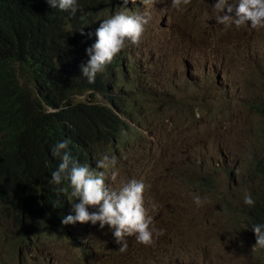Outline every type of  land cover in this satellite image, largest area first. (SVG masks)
I'll list each match as a JSON object with an SVG mask.
<instances>
[{"label": "rangeland", "instance_id": "1", "mask_svg": "<svg viewBox=\"0 0 264 264\" xmlns=\"http://www.w3.org/2000/svg\"><path fill=\"white\" fill-rule=\"evenodd\" d=\"M215 2L216 0H191L189 5L184 6L186 16L180 28V41L185 43L189 26L193 32H201L200 40H206L209 49L206 55L210 52L209 62L206 65L204 61V67L200 69L196 65V71L188 74L179 73L180 63H176L177 67L174 69V63H170L165 70L159 68L157 73L150 69V80L155 85L158 99L154 95L151 100L149 95L148 98L143 96L142 100L151 101L146 102L145 113L150 115L149 124L157 125L161 131V134H157L154 130L159 136V142L151 144L141 138V142L138 139L133 144L132 140L124 145L120 149V159L125 162L122 171H131L136 179L148 184L145 194L148 205L146 211L151 209L157 214V219L150 228L172 236L175 247H188L191 255L194 249H205L216 254L215 257L218 255L224 264H261L264 255L259 257L260 251L251 247L255 244V239L251 237L255 235L249 225L243 223L245 210L249 208L244 204L243 198L249 192L256 202L264 192V176L258 171L251 172L248 166L258 165L257 157L264 165V117L257 110L259 102L264 99V78H259V70L255 67L257 61H264V27L253 29L250 23L240 26L217 23L213 11ZM170 6L171 0H158L155 12L143 7L134 10L124 7L122 11L128 14H150L145 30L150 45L156 46L155 35L160 40H168L170 37V26L159 28V32L165 33V36L156 34L160 22L169 17L177 23L182 13V7L170 9ZM139 45L144 48L143 62L148 63L147 54L152 56L148 43L141 39ZM168 46L166 44L167 48ZM202 50L203 47H200V51ZM156 54L158 65L162 61L165 65L161 58L162 49ZM172 75L178 76L174 78ZM76 97L78 102L91 105L94 104L92 98L100 99L102 94L93 93L89 97L80 94L74 96L71 103L77 102ZM164 142L166 145L163 147ZM259 147L262 149L261 153ZM107 152L115 154L116 149L112 150L108 145ZM142 153L156 156L148 158ZM127 176L121 172L116 178L124 180ZM152 193L155 198L149 203ZM193 195L206 200L203 206L198 207L194 203ZM135 240V236L126 237L127 250L120 252L118 244L116 251L107 254V259L103 261L101 251L108 245L106 240H92L86 245L77 243L72 238L63 264H131L129 260L133 258L131 254ZM6 243L7 241L0 239V252L7 251ZM48 243L43 239L41 253ZM49 248L53 257L55 243ZM78 248L84 250L86 260L77 259V255H83L77 251ZM251 249L252 253H247ZM262 252L264 254V250ZM173 255L177 253L173 252ZM178 256L181 259V253ZM57 257L55 255V259ZM41 260L39 257L37 264ZM4 261V264H13V260L6 255H0V264Z\"/></svg>", "mask_w": 264, "mask_h": 264}, {"label": "bare ground", "instance_id": "2", "mask_svg": "<svg viewBox=\"0 0 264 264\" xmlns=\"http://www.w3.org/2000/svg\"><path fill=\"white\" fill-rule=\"evenodd\" d=\"M38 3L34 4L31 8V14H37L38 19H40V26L36 30L39 39L33 41L32 45L29 48V69L32 74L34 91L32 92V96L34 95L37 98L39 97V91H42L44 97H47L50 90L43 91L42 87L45 84H52V78L55 77V69L60 70H72L75 66L81 65L84 62V56H86V61L88 56L86 55V48L90 47L96 41L95 30L99 27V24L104 19V16L110 17V12L112 15L121 12L124 7L139 8L143 7L150 8L151 11H156L157 2L152 3L151 0H135V3H132V0H128V3L125 4L122 0H110L111 6H108V0H78L79 5L83 9V12H77L73 15L70 11H62L59 8H53L48 0H36ZM42 1V3H40ZM96 4H98V10H96ZM112 4H114V8H112ZM151 5V7H150ZM34 7H40V9H34ZM182 13L179 17L178 22L175 20H170L169 17L166 20H162L156 30V34H162L165 36V33L159 32V28L161 26H170L171 31L168 33L170 36L168 40H160L158 36L155 35L156 46L150 45V41L148 40V34L145 30L141 39H145L148 43L149 50H152V56L147 54L146 59L148 60L147 66L146 62H143V47L138 44V48H136V44H131L130 42H126V47L122 49L112 60L110 64L106 66L104 73L98 74L96 78H98V82L92 83V88L90 85L87 89L81 93L85 97H88V92H90V96L93 93H100L102 97L100 99H94V104H88V107H85L86 104L74 102L71 103V106H76L78 109V113L80 118L84 119V122L90 125H94L96 123L97 130L101 133L102 138L98 143H96L93 147H89L86 149V152H90L93 157L92 169L94 171H98L95 169L96 167V159L102 158L105 154L109 156H115L116 165L115 168H110L105 171V186L109 184V189L115 190L118 189L121 181H126L129 178H135L133 174L131 175V171L127 170V172H123V159H120V149L130 143L132 140H138L139 136L145 140V136H147V142L154 144L155 142H159V136L157 134H161V131L158 129L157 125L149 124L150 115L147 114L145 116L146 111V102L147 99H143L144 92L146 95L150 94L151 100L155 95L158 99V96L155 92V85L150 80L151 70L157 73L159 70V65L155 60L156 53L158 51V44H160V48L162 49V53L166 56L165 60V69L169 67L170 63L176 62V58H178V48H180V28L182 24H184V16H186V9L182 5ZM106 8L109 9V14H106ZM120 8V10H118ZM152 8V9H151ZM172 7L170 6V9ZM46 11V13H44ZM66 13V15H64ZM94 14H96V18H94ZM170 11V15H171ZM169 15V16H170ZM46 19V21H44ZM92 22H94V26H92ZM73 26L76 28L72 29ZM58 27V29H56ZM84 30L83 34L81 31ZM90 30H92V36H90ZM179 30V31H178ZM192 34V36H190ZM199 33L193 32L191 27H188V33L186 35V40L184 43V50H182V60H180V72L179 73H190L194 70L196 71V65H198V69L204 67V61H206V65L210 59V52L206 55V51H209L207 47L206 40L201 42ZM88 40H90V44H88ZM50 41V43H48ZM52 41H55L53 44ZM19 42V41H18ZM164 44H169L168 48L164 50ZM54 45V47H52ZM70 45V47H68ZM200 47H203V50L200 51ZM130 50V52H128ZM138 51L140 54H138ZM64 53H68V55H64ZM196 54V56H194ZM40 55V57H38ZM138 55V56H137ZM198 57H200V61H198ZM134 58V60H132ZM5 59V58H4ZM3 59V64H4ZM138 60V64H134ZM48 62L50 65H48ZM120 62V64H118ZM152 62V64H150ZM70 63V65H68ZM85 63V62H84ZM264 61H257L255 67L259 70L258 76L259 78H264ZM154 64H156V70H154ZM186 64V66H184ZM38 65V67H36ZM176 64H174L175 68ZM138 68H142L143 72H146V76L144 73L139 77L136 75V70ZM150 68L151 70H148ZM44 69H48V71L44 72ZM164 69V70H165ZM126 70V72H124ZM18 75H15L17 81L20 79H24V75H20V71L16 70ZM46 73V75H44ZM263 73V75H261ZM132 76V78H130ZM148 78V80H146ZM29 79V78H28ZM42 79V81H40ZM134 80V82H132ZM142 80H146L144 84H142L138 92H142V94H138L136 96V85H139ZM150 84H152V90H150ZM264 87V79L263 86ZM96 88V90H94ZM128 90H130V94H128ZM137 92V93H138ZM75 94L74 96H77ZM72 96V98L74 97ZM136 96L141 102L140 104L135 105L136 108L141 110V118H138L139 122L135 120V116L137 115V110L134 109V97ZM71 98V99H72ZM264 104V99L260 101ZM44 113H56L62 110V108H53L42 103ZM126 104V106H124ZM92 106V111H90V107ZM86 111V115L83 112ZM103 115L114 116V119L110 121V126L108 128L100 127L102 122ZM129 118L125 120V118ZM90 117V119H88ZM143 120H145V126H143ZM125 126V128H123ZM133 126H135V130H133ZM123 128L122 132H119ZM141 128H143V134H141ZM147 128H149V132H147ZM157 133H155L154 132ZM64 131V130H63ZM68 131H70L71 136L68 137ZM72 132H78L77 125L73 124L72 129L70 127L68 130L63 132V140L68 141L71 145L77 146L76 143H79L77 139L73 138ZM121 134V136H119ZM137 134V136H135ZM133 136V138H131ZM121 142V144H119ZM106 144V145H105ZM108 145L111 146L112 150L115 148L116 152H107ZM165 142L163 147L165 146ZM143 156L148 158H154L155 156H150L149 154L142 153ZM135 160V159H134ZM57 166L48 168L44 171H38L36 169H28L26 171L20 172L16 179L12 178L13 183L9 186L10 190H14V195L7 201L5 206L0 209V239L7 241L6 247L9 253L0 252V255H6L10 260H13V264H37L39 262V257L42 258L41 263L39 264H63L64 256L67 254L71 244L72 238H74L77 243L88 244L92 240H106L108 242L109 247H104L102 249V253L107 251L108 254H112L117 249V243H115L113 235V229L107 226L106 229H101L99 227V222H97V227L95 225H91V222L80 223L76 222L75 224L62 225L59 227V221H61V213H63V217L67 215H75V212L72 208V204L79 203V199H74L71 201V205H69L70 190L68 189V182L63 181L61 185H59V189H57V185L50 183L51 172L56 170ZM127 174L128 176L124 180H119L116 176H119V173ZM113 174V176H111ZM38 176L41 180V183H36L34 177ZM49 175V177H47ZM114 177V179H113ZM29 179V181H27ZM19 185H23V188H20ZM42 185L45 187V194L35 196V193L41 192ZM147 186V185H146ZM27 187V189H25ZM146 187L144 191V202H145V194H147ZM61 189L65 191L62 193ZM31 191V193H29ZM21 193V195H19ZM55 193H57V197H55ZM264 193V192H263ZM262 193V194H263ZM25 195V197H23ZM67 197V199H65ZM152 202L155 198V195L151 194ZM11 201V203H9ZM15 201V203H13ZM33 201H37V203L33 204ZM53 201H55L56 205L53 207ZM25 203V205H23ZM35 205V207H33ZM63 205H65V209H63ZM11 209V211H9ZM31 209V211H29ZM51 209H53V215H51ZM67 209H69V213H67ZM147 215L152 218V222L155 223L157 219V214L148 209ZM13 211H17V213H13ZM89 211H95L94 208H89ZM5 213V215H3ZM35 217V219H33ZM49 217H51V223H49ZM13 219V221H11ZM3 221V223H1ZM13 223V225H11ZM31 223V229L26 230L27 227ZM47 225H49V229H47ZM13 227V229H11ZM65 227V229H63ZM57 229H59V233H57ZM111 229V231H109ZM40 230V231H39ZM153 243L150 246L143 245L139 248V252L137 256L136 264H153V260H155V264H189V259H191V264H224L222 259L216 254H212L205 249H194L193 255H191L190 248L188 247H175L172 242V236L167 235L162 232L161 235H156V232L159 229H153ZM21 231V233H19ZM27 231V234L25 233ZM3 233V235H1ZM45 233H47L46 240L49 242L44 247V252L41 253V242L45 239ZM63 233V235H61ZM11 235H14L12 238ZM27 235V237H25ZM99 235V237H97ZM165 235H167V241H165ZM57 237V239H55ZM109 237V239H107ZM19 239V241H17ZM27 239V241H25ZM113 239V241H111ZM157 240H159V244H157ZM61 241V243H59ZM55 243L54 256L51 257V251H49V246ZM68 245H70L68 247ZM163 245H165V251H163ZM17 247V249H15ZM113 247H115V251H113ZM155 248H157V254H155ZM59 249V251H57ZM259 251V249H256ZM77 251L79 253H83V255H77V259L86 260L87 256L84 250L78 248ZM171 251H175L177 255H173ZM23 253V255H21ZM179 253H181V259H179ZM55 255H58L57 259H55ZM161 255H163V259H161ZM264 255V254H263ZM17 257V259H15ZM33 257V259H31ZM260 257V256H259ZM6 261V260H5ZM5 261L2 263L4 264ZM21 261V263H19ZM25 261V263H23ZM261 264H264V261H260ZM12 264V263H11Z\"/></svg>", "mask_w": 264, "mask_h": 264}, {"label": "clouds", "instance_id": "3", "mask_svg": "<svg viewBox=\"0 0 264 264\" xmlns=\"http://www.w3.org/2000/svg\"><path fill=\"white\" fill-rule=\"evenodd\" d=\"M122 2L127 4L128 0H122ZM151 2L154 4L158 2V0H151ZM48 3L53 8H59L62 11H70L73 15L77 12H83L78 0H48ZM132 3H135V0H132ZM190 3L191 0H171V7L180 8L182 5L187 6ZM108 6H111L110 0H108ZM112 8H114V4H112ZM96 10H98L97 6ZM118 10H120V8H118ZM146 10H148V8H146ZM213 11L215 13V21L220 24H235L240 26L245 23H250L253 29L264 27V0H216L213 5ZM106 14H109L108 8H106ZM94 18H96V14H94ZM150 18V14L146 12H144V14L139 12L128 14L121 11L113 15L112 12H110L109 18L104 16L99 27L95 30V43L85 50L88 59L86 61V56H84L85 63L80 66L82 75L86 77L87 81L90 83V88H92V83H95V80L98 82V78H96L97 75L104 73L106 66L127 46L126 42L136 44V48H138L141 37L145 32V26L149 23ZM92 26H94V22H92ZM83 32L84 30L81 31V34H83ZM90 36H92V30H90ZM88 44H90V40H88ZM178 44H180V48H178V52H176L178 58H176L174 64L180 63V60H182L181 56L182 50H184V42L180 41ZM68 47H70V45H68ZM158 50H160V44H158ZM164 50H166V44H164ZM150 51L152 54V50ZM128 52H130V50H128ZM64 55H68V53H64ZM161 58L164 61L166 60L164 54H162ZM132 60H134V58H132ZM156 60H158V54H156ZM118 64H120V62H118ZM134 64H138V60H136ZM150 64H152V62H150ZM68 65H70V63H68ZM176 67L177 65L175 68ZM159 68L160 70L165 69L163 61L159 64ZM148 70H150V68H148ZM154 70H156V64H154ZM124 72H126V70H124ZM135 72L138 77L143 73L144 76H146V72H143L142 68H138ZM176 76L178 75L173 77L176 78ZM130 78H132V76H130ZM158 78H160V74H158ZM146 80H148V78H146ZM146 80H142L139 85H136V96L142 94V92H138V89ZM152 80H154V74H152ZM132 82H134V80H132ZM80 85H82V77H80ZM157 85L158 84H156V90H158ZM42 89H44V87H42ZM94 90H96V88H94ZM150 90H152V84H150ZM52 93H54V91H52ZM128 94H130V90H128ZM40 95H42V93H40ZM78 95H80V89H78ZM149 95L150 94L146 95V92H144V98H148ZM89 96L90 92H88V97ZM136 96L134 97V109L137 110V115L139 117L135 116V120L141 118V110L135 106L140 104ZM62 99H64V97H62ZM76 101V103H78V97H76ZM92 102H94V98H92ZM14 103H16V101H14ZM18 103H20V101H18ZM124 106H126V104H124ZM4 107H6V105H4ZM14 107H16V105H14ZM14 107H12V109H14ZM28 107H30V105H28ZM86 107H88V103H86ZM8 109H10V107H8ZM10 113H12V111H10ZM36 113H40V111H36ZM20 115H22V113H20ZM145 116H147L146 113ZM8 117H10V115H8ZM128 118L129 116H127L125 120ZM72 119H74L73 116ZM12 121H14V119H12ZM137 122H139V120H137ZM143 123L145 122L143 121ZM6 125H8V123H6ZM143 126H145V124H143ZM10 127H12V125H10ZM14 127H16V125H14ZM123 128H125V126H123ZM123 128H121L119 132H122ZM70 129H72V123H70ZM78 130L82 131L81 125ZM133 130H135V126H133ZM93 131L95 132V130ZM147 132H149V128H147ZM4 133H6V131H4ZM141 134H143V128H141ZM10 135H12V133H10ZM84 135H88L91 140L96 138L95 134L90 130L88 131V129L87 131L84 130ZM70 136V131H68V137ZM119 136H121V134H119ZM135 136H137V134H135ZM131 138H133V136H131ZM82 140L83 143H85V139ZM2 141H4V139H2ZM78 141H80V135H78ZM145 141H147V136H145ZM139 142H141V136H139ZM8 143H10V141H8ZM68 143V141L59 142L52 148L53 156H59L61 162L56 170L51 172V179L49 182L57 185V188H59V185H61L63 181H67V191L70 190L71 197L69 205H71V201L77 198L79 199V203L72 204L75 215L63 217L64 215L62 213V220L60 221L59 227H61V224L68 225L75 224L76 222H91V225L97 227L96 224L99 222V227L101 229H106L107 226L114 229L111 237L114 236L115 243L120 245V252H125L127 250L128 245L126 237L135 236L136 240L135 244H133L134 250L133 254H131L133 258L129 260V262H131V264H136V259L139 258L137 252H139L138 249L141 248L140 245L150 246L153 243L154 230L150 228L152 218L147 215L146 209L148 205L144 202V191L148 184L146 186L142 180L131 178L126 181H121L118 189H109V184L106 188L105 171H94L87 164L81 165L71 155L70 151L67 150ZM261 143H263V137H261ZM76 144L77 149H79V143ZM119 144H121V142H119ZM133 144H135V140H133ZM129 146H131V144H129ZM4 149H6V143H4ZM4 149H2V151H4ZM81 151H83V149H81ZM261 151L262 149L259 147V153H261ZM255 153H257V151H255ZM2 155H4V153H2ZM12 157H14V155H12ZM59 157H57V159H59ZM75 157H77V153H75ZM0 159H2V157H0ZM79 161H81V157H79ZM85 161H87V159H85ZM259 161L260 159L257 157V163H259ZM116 163L117 161L114 156L105 154L102 159L96 161L95 169L108 170L115 167ZM248 166L251 172L257 171V165L251 166L248 164ZM0 175H2V173H0ZM111 176H113V174H111ZM253 176L255 175L253 174ZM64 191V189H61L62 193ZM65 199H67V197H65ZM193 201L198 207L203 206L206 202V200L202 199L199 195H193ZM243 202L249 207L255 205V200L249 192L245 193ZM23 205L25 204L23 203ZM89 208H94L95 211H89ZM231 209H233V207H231ZM9 211H11V209H9ZM29 211H31V209H29ZM13 213H17V211H13ZM67 213H69V209H67ZM3 215H5V213H3ZM33 219H35V217H33ZM243 223L246 222L243 220ZM30 225L31 223H29L25 229H31ZM99 227H97V229H99ZM63 229H65V227H63ZM247 229H249V227H247ZM243 230L244 228L242 231ZM251 231H253L255 235V237H251V239H255V244L251 245V247L264 249V224L257 223L252 225ZM19 233H21V231H19ZM25 233L27 234V231H25ZM57 233H59V229H57ZM62 234L63 233H61V235ZM161 234V231L156 232V235ZM25 237H27V235H25ZM46 237L47 233H45V239ZM55 238L57 239V237ZM241 238L242 234L240 233L239 239ZM107 239H109V237H107ZM17 241H19V239H17ZM25 241H27V239H25ZM111 241H113V239H111ZM59 243H61V241H59ZM157 244H159V240H157ZM95 245H97V243H95ZM243 245H245V243H243ZM105 246L109 247V245ZM91 247H93V245H91ZM91 251H93V249H91ZM113 251H115V247H113ZM163 251H165V248ZM252 251L253 249L247 251V253L251 254ZM129 252H131V250H129ZM173 252L175 251H171V253ZM107 254V251L103 253V261L107 259ZM155 254H157V248H155ZM253 255H255V253H253ZM89 257H91V255H89ZM111 259H113V255H111ZM161 259H163V255H161ZM103 261H101V263H103ZM117 261H119V255H117ZM123 261H125V258ZM19 263H21V261H19ZM153 264H155V260H153Z\"/></svg>", "mask_w": 264, "mask_h": 264}, {"label": "trees", "instance_id": "4", "mask_svg": "<svg viewBox=\"0 0 264 264\" xmlns=\"http://www.w3.org/2000/svg\"><path fill=\"white\" fill-rule=\"evenodd\" d=\"M100 2V0H98ZM38 3L36 0H0V209L5 206L7 201L14 195L15 191L10 190L9 186L13 183L12 178L28 169L44 171L59 165L61 159L59 156H53L52 148L59 142H63V132L68 130L70 123L82 126V131L72 132L73 138L78 140L80 135L79 149L77 146L68 143V151L81 164L92 167L93 157L86 149L93 147L102 138L101 133L94 125L87 124L83 118H80L76 106H71V98L75 94L83 93L90 83L82 75L81 65L75 66L72 70L55 69V77L52 78V84H45L43 91L50 90L47 97H44L42 91H39L37 98L32 92L34 84L31 71L29 69V48L33 41L39 39L36 30L40 26V19L37 14H31V8ZM40 3H42L40 1ZM98 7V4H96ZM40 9V7H34ZM46 13V11H44ZM66 15V13H64ZM46 21V19H44ZM76 28L73 26L72 29ZM58 29V27H56ZM19 41V42H18ZM50 43V41H48ZM54 44L55 41H52ZM54 47V45H52ZM40 57V55H38ZM5 58V59H4ZM4 59V64H3ZM84 63V62H83ZM48 65L50 63L48 62ZM38 67V65H36ZM16 70L24 79L17 81ZM48 69H44V72ZM46 75V73H44ZM82 77V85H80ZM29 78V79H28ZM42 81V79H40ZM54 91V93H52ZM42 93V95H40ZM64 97V99H62ZM12 100V101H11ZM16 101V103H14ZM20 101V103H18ZM42 103L53 108H62L56 113H44ZM6 105V107H4ZM16 105V107H14ZM30 105V107H28ZM10 107V109H8ZM14 107V109H12ZM76 107V108H74ZM86 107V106H85ZM258 112L264 117V104L259 102ZM12 111V113H10ZM40 111V113H36ZM92 111V107L90 108ZM22 113V115H20ZM86 115V111L83 112ZM10 115V117H8ZM72 116L74 119H72ZM14 119V121H12ZM90 119V117H88ZM114 116L103 115L100 127L108 128L110 121ZM8 123V125H6ZM12 125V127H10ZM16 125V127H14ZM90 130L95 134V139L91 140L88 135H84V130ZM64 130V131H63ZM93 130H95V133ZM6 131V133H4ZM12 133V135H10ZM4 139V141H2ZM85 139V143L83 140ZM10 141V143H8ZM6 143V149H4ZM4 149V151H2ZM48 149V151H47ZM83 149V151H81ZM4 153V155H2ZM77 153V157H75ZM14 155V157H12ZM59 157V159H57ZM81 157V161H79ZM103 158V157H102ZM97 158L96 160L102 159ZM87 159V161H85ZM103 171L102 169H97ZM7 171V173H6ZM257 171L264 176L263 161L257 165ZM49 177V175H47ZM36 183H41L35 175ZM29 181V179H27ZM23 188V185H19ZM27 189V187H25ZM59 189V188H57ZM45 187L42 185L41 192H36L35 196L45 194ZM31 193V191H29ZM21 195V193H19ZM25 197V195H23ZM57 197V193H55ZM262 199V201H261ZM11 203V201H9ZM15 203V201H13ZM37 201H33V204ZM2 204V205H1ZM25 204V203H24ZM56 203L53 201V207ZM35 207V205H33ZM65 205H63L64 209ZM245 207V205L243 206ZM249 207V206H247ZM53 215V209H51ZM62 216V213H61ZM243 219L251 228L257 223L264 224V193L261 194L255 205L245 210ZM51 223V217H49ZM60 226V221H59ZM49 229V225H47ZM40 231V230H39ZM253 232V231H252ZM264 249H259V255L262 256Z\"/></svg>", "mask_w": 264, "mask_h": 264}]
</instances>
